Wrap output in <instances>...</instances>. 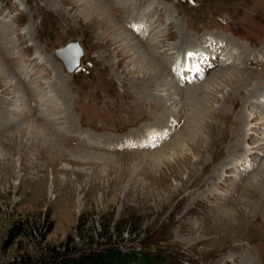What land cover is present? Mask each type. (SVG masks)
Returning a JSON list of instances; mask_svg holds the SVG:
<instances>
[{
  "label": "rangeland",
  "instance_id": "rangeland-1",
  "mask_svg": "<svg viewBox=\"0 0 264 264\" xmlns=\"http://www.w3.org/2000/svg\"><path fill=\"white\" fill-rule=\"evenodd\" d=\"M99 2L106 23L94 0H0V264L108 241L152 264H264V0ZM72 41L69 74L55 50ZM207 43L213 63L182 76ZM133 44L166 89H139Z\"/></svg>",
  "mask_w": 264,
  "mask_h": 264
},
{
  "label": "bare ground",
  "instance_id": "bare-ground-1",
  "mask_svg": "<svg viewBox=\"0 0 264 264\" xmlns=\"http://www.w3.org/2000/svg\"><path fill=\"white\" fill-rule=\"evenodd\" d=\"M91 0H89V2H90ZM100 0H94V5H92V6H90V14H93V15H95L96 16V18L94 17V19L93 20H97V22H101V23H103V22H105V21H108V19L110 18H108V16H107V9L105 8V7H103V5L99 2ZM102 2V1H101ZM130 6V5H129ZM95 8H97V10L98 11H96L95 10ZM131 8V7H130ZM153 9H158V7H156V6H152V9L151 10H153ZM94 10H95V13L96 14H98V17H97V15L96 14H94ZM148 10H150V9H148ZM87 11H89V10H86V12ZM152 12V11H151ZM149 13V12H148ZM144 14H147V9H145V10H143L142 12H141V15L143 16ZM94 23V22H93ZM106 23V22H105ZM137 23H139V22H137ZM117 24V23H116ZM94 25V24H93ZM139 24H137V26H138ZM92 26V25H91ZM100 26V25H99ZM134 26V25H133ZM146 25H144V27H145ZM120 27V26H119ZM153 27V26H152ZM118 28V27H117ZM123 28V27H122ZM121 28V29H122ZM151 28V27H150ZM4 29V31H0V54L1 55H3V50L4 49H6L5 48V46H4V43L6 42V41H8L9 39V32H7V30H6V28H3ZM118 30V29H117ZM143 31H151L148 27H145V28H143L142 29ZM125 31V30H124ZM120 33V32H119ZM138 34V36L140 35V33H141V31L140 32H137ZM116 34V33H115ZM131 35V34H130ZM176 35V34H175ZM181 36H182V33H181ZM125 38V37H124ZM182 38V37H181ZM108 39V38H107ZM111 39V38H110ZM131 39V38H130ZM178 39L180 40V38L178 37ZM120 40V39H119ZM139 40H142V38H141V35L139 36ZM10 41V40H9ZM116 41V40H115ZM139 42V41H138ZM185 42H187V41H185ZM220 41H214V43H215V45H218V43H219ZM116 42H114L113 44H115ZM160 43H161V41H160ZM162 44V43H161ZM182 44H183V42L182 41H180V42H178V44L176 43V44H173L170 48H171V50L172 49H174V50H179L180 51V48L182 47ZM131 45V44H130ZM134 46H132L131 47V50H133L134 51V57L136 58L135 59V66H133V68H132V70H129L128 71V73H136V74H139L138 76H139V80L137 79L136 81L138 82V83H144L145 84V86H143V85H140V86H142L143 88H141L140 86V90H145L146 92H147V94H148V97L149 96H151V91H152V89L153 88H155V87H158V86H160V84H162L163 83V87H164V89H166V86L168 85V82H169V78H168V76H167V71L161 66L160 67V69L159 70H157L156 69V67H157V65L158 64H155L152 60H150L145 54H141L140 53V51H139V48L136 46V44H133ZM162 46H164V45H159V48L160 47H162ZM207 47V50L206 51H200L199 52V54H198V51H197V53L196 54H193V53H189V55L191 56L190 58L192 59L191 61L189 60V62H188V60L186 59V63H183L182 64V68H177V65L178 64H176L175 66V68H177L178 70H183V72L182 73H180L182 76H183V74L184 73H186L185 72V70L184 69H187L186 67L187 66H190L191 64H193L194 66H197V67H199L201 70H203L206 66H208L207 64H209V63H213V59H212V57L211 56H209L212 52H211V50H209V48L211 49V47H209L208 46V43H207V45H206ZM214 47H216V46H214ZM118 49H120V51H122L121 49V46H118L117 47ZM124 48H125V46H124ZM141 48V47H140ZM128 49V48H127ZM130 49V48H129ZM193 49V48H192ZM131 50H129V51H131ZM165 51V50H164ZM167 51V50H166ZM165 51V52H166ZM210 51V52H209ZM172 53V52H171ZM174 53V52H173ZM241 54V53H240ZM183 55H184V53H183ZM57 56V55H56ZM123 58H127L128 57V53L125 51L124 53L122 52V55H121ZM224 56V55H223ZM58 57V56H57ZM177 57V56H176ZM239 57H241V56H239ZM59 58V57H58ZM184 58H185V56H184ZM60 59V58H59ZM82 58H80V60H81ZM61 60V59H60ZM62 61V60H61ZM158 61V60H157ZM178 61H180V60H178ZM226 61V60H225ZM63 63V62H62ZM127 63V62H126ZM158 63H160V62H158ZM64 64V63H63ZM225 64V63H224ZM124 65H125V63H124ZM64 67H65V64H64ZM66 68V67H65ZM170 68H172L171 66H170ZM156 70H157V72H156ZM219 72V71H218ZM156 73V74H155ZM191 73V72H190ZM198 73V72H197ZM197 73L196 72H194L193 74H195V75H197ZM220 73V74H219ZM219 73H217L218 75L217 76H219V75H222L221 73L222 72H219ZM236 73V72H235ZM239 73V72H238ZM69 74H71L70 72H69ZM74 74V73H73ZM194 75V76H195ZM7 76H9L8 74H7ZM223 76H224V74H223ZM184 77H186V76H184ZM225 77V76H224ZM3 78V77H2ZM1 78V79H2ZM190 78V77H189ZM234 78V77H233ZM6 79V78H5ZM234 80V79H233ZM161 81H162V83H161ZM134 84V83H133ZM132 85V84H131ZM7 88V87H6ZM11 89H13V88H11ZM182 89V88H181ZM181 89H179V88H176L175 90H174V94L175 93H181L182 91H183V89H182V91H181ZM19 90V89H18ZM191 90V89H190ZM166 91V90H165ZM185 91V90H184ZM166 93V92H165ZM169 93V92H168ZM172 94V93H171ZM188 94V92L186 91V95ZM261 94H262V92H261ZM158 95V94H157ZM172 96V95H171ZM157 97V96H156ZM236 99V98H235ZM160 100V99H159ZM186 100H188V99H186ZM236 101V100H235ZM156 103V102H155ZM174 103V102H173ZM172 103V104H173ZM154 104V103H153ZM159 105H161L165 110L167 109V103H166V101H164V100H161V102H160V104ZM158 105V106H159ZM146 106H150V102H147L146 103ZM160 113V112H159ZM164 113V112H163ZM242 113V112H241ZM251 114V113H250ZM249 114V115H250ZM257 112L256 113H254V115H250V116H248L247 118H246V120H247V123H249V122H251V120L254 118V117H256L257 115ZM168 116V115H167ZM263 117V116H262ZM155 118V117H154ZM244 118V117H243ZM157 119V118H156ZM262 120V119H261ZM263 121H261V122H257V123H254L253 124V126L255 127V126H257V125H261V124H263L262 123ZM257 124V125H256ZM252 127V126H251ZM253 128V127H252ZM252 128L250 129L251 131H253L252 130ZM244 132V131H243ZM228 134H229V132H228ZM226 138V137H225ZM56 139V138H55ZM227 139H229V138H227ZM226 139V140H227ZM52 140V139H51ZM54 140V139H53ZM201 140V139H200ZM224 140V139H223ZM239 140V139H238ZM57 141V140H56ZM240 141V140H239ZM249 141V139L247 138V141L246 142H248ZM243 142V141H242ZM57 143V142H56ZM213 143V142H212ZM223 143H224V141L222 142V145H223ZM39 144V143H38ZM241 144V143H240ZM221 146V145H220ZM234 146V145H233ZM179 147V146H178ZM198 147V144H193V146H192V149L195 151V149ZM263 147V146H262ZM43 148L44 149H46L47 151H49V152H56L57 150V147H55V146H50V145H43ZM239 148V147H238ZM252 150V149H251ZM264 150V149H263ZM248 152H250L249 151V149L247 150ZM246 151V152H247ZM216 152V151H215ZM252 153V152H251ZM242 158V157H241ZM240 158V160H234L235 161V163H243L242 161V159ZM189 162H190V160L188 159V157H186V158H184L183 160H181V161H179L178 162V164L180 165V166H184V167H186L188 164H189ZM235 163H231V164H233V165H235ZM228 167H230V166H228ZM227 167V168H228ZM260 175V174H259ZM263 179H262V181H261V185H262V187H263V194H264V168L261 170V175H260ZM252 181V180H251ZM257 188V187H256ZM255 192V191H254ZM259 192V191H258ZM252 193V192H251ZM253 195V194H252ZM262 195V194H261ZM254 196V195H253ZM263 196V195H262ZM261 199V198H260ZM233 212L232 211H229V212H227L226 214H223L222 213V215H220L221 217H220V219H219V221L218 222H220V225H222V226H225L226 228H233V229H235V230H238L239 229V227H242L241 225H240V223H239V220H238V217H236V216H234L233 214H232ZM245 214V213H244ZM247 215V214H246ZM243 217V216H242ZM218 220V219H217Z\"/></svg>",
  "mask_w": 264,
  "mask_h": 264
},
{
  "label": "trees",
  "instance_id": "trees-1",
  "mask_svg": "<svg viewBox=\"0 0 264 264\" xmlns=\"http://www.w3.org/2000/svg\"><path fill=\"white\" fill-rule=\"evenodd\" d=\"M8 264H152L150 256L143 252L123 250L113 242L103 246L69 245L65 242L58 246L47 247L35 258H26Z\"/></svg>",
  "mask_w": 264,
  "mask_h": 264
},
{
  "label": "water",
  "instance_id": "water-1",
  "mask_svg": "<svg viewBox=\"0 0 264 264\" xmlns=\"http://www.w3.org/2000/svg\"><path fill=\"white\" fill-rule=\"evenodd\" d=\"M55 53L71 74L76 72L81 63L80 58L84 56L83 49L77 41L68 42L64 46L57 48Z\"/></svg>",
  "mask_w": 264,
  "mask_h": 264
}]
</instances>
